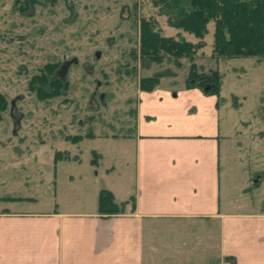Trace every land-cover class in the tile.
Returning a JSON list of instances; mask_svg holds the SVG:
<instances>
[{
    "label": "rangeland",
    "instance_id": "374dc122",
    "mask_svg": "<svg viewBox=\"0 0 264 264\" xmlns=\"http://www.w3.org/2000/svg\"><path fill=\"white\" fill-rule=\"evenodd\" d=\"M15 1L0 0V92L10 102L0 122V198L10 193L22 199L0 200V208H88L96 188L111 187L120 197L123 188L134 184L135 140L106 135L123 138L126 130L134 129L129 111L136 107L140 78L162 73L157 88L181 101L191 65L184 59L142 68L140 61L128 59L125 53L139 47L138 29H132L129 16L137 7L139 18L159 19L165 36L179 31L168 27L148 0H42L44 5L29 17L14 9ZM208 28L195 64L199 73L218 71L221 76L220 94L212 95L221 122L228 131L237 127L247 130L244 135L258 136L264 131V58L216 59L214 25ZM181 35L198 42L189 33ZM73 58L78 64L62 79L73 90L39 102L29 87L32 77L48 63ZM127 64L135 67L136 76L126 73ZM93 92L106 100L93 102ZM248 122L252 128L241 125ZM75 136L83 138L74 141Z\"/></svg>",
    "mask_w": 264,
    "mask_h": 264
},
{
    "label": "crops",
    "instance_id": "0c3cea01",
    "mask_svg": "<svg viewBox=\"0 0 264 264\" xmlns=\"http://www.w3.org/2000/svg\"><path fill=\"white\" fill-rule=\"evenodd\" d=\"M212 95L140 91L134 184L106 188L123 213L99 212L101 188L88 208L2 207L0 264H264V131H228Z\"/></svg>",
    "mask_w": 264,
    "mask_h": 264
},
{
    "label": "trees",
    "instance_id": "16d2710c",
    "mask_svg": "<svg viewBox=\"0 0 264 264\" xmlns=\"http://www.w3.org/2000/svg\"><path fill=\"white\" fill-rule=\"evenodd\" d=\"M148 1L157 10V16L164 17L168 27L179 32L176 36H165L159 19L155 15H143L139 18L136 7L129 19L133 23L132 29L135 31L138 29L139 47L138 49L132 47L125 54L128 59L140 61L142 68L162 65L165 61L179 64L181 60L187 59L191 65L186 87H197L207 94L218 95L222 82L218 71H213L211 74L199 73L195 64L199 51L205 47L204 39L210 31L209 24L214 25L213 55L216 59L264 58V0ZM40 5H44L42 0H17L14 2V9L20 15L29 17L35 15L36 9ZM137 18L140 21L138 23ZM181 32L193 35L198 39V42L188 41L181 35ZM127 63L131 64L130 61ZM61 64L60 62L48 63L40 70L41 73L32 77L29 82V87L30 85L32 88L34 87V94L39 102L60 97L66 89H71L68 79L64 82L54 75ZM129 64L126 65V73L136 76L135 67L130 68ZM75 65L77 64L73 63L71 67H76ZM161 75L163 74L157 72L140 78V91L155 90L159 86ZM108 78L109 76H106L105 79L108 80ZM106 83L110 85L109 82ZM206 87H210V89L206 90ZM9 103L6 95L0 92V122L3 120ZM104 103L106 104L105 101ZM132 113L135 119L136 107L131 110V113L129 111L130 115ZM132 136H134V129L126 130L122 135L123 138ZM82 138L83 136H75L73 139L80 141ZM60 156L58 154V157ZM99 212L112 215L123 213V210L114 202L110 191L102 190L99 196Z\"/></svg>",
    "mask_w": 264,
    "mask_h": 264
},
{
    "label": "water",
    "instance_id": "95a60500",
    "mask_svg": "<svg viewBox=\"0 0 264 264\" xmlns=\"http://www.w3.org/2000/svg\"><path fill=\"white\" fill-rule=\"evenodd\" d=\"M101 56V52H97L96 54V58H100ZM78 64V59L77 58H73L71 60H65L60 68V70H58L57 75L59 76V78L61 79H65V77L67 76V73L69 71V68L71 67L72 64ZM206 89H209V87H207Z\"/></svg>",
    "mask_w": 264,
    "mask_h": 264
},
{
    "label": "flooded vegetation",
    "instance_id": "af4514ba",
    "mask_svg": "<svg viewBox=\"0 0 264 264\" xmlns=\"http://www.w3.org/2000/svg\"><path fill=\"white\" fill-rule=\"evenodd\" d=\"M104 94H101L99 97H98V93L97 92H93V94H92V100H93V102L94 101H96V100H99V101H103L104 100ZM14 103H13V105H12V109H11V116H14V114H13V109H14ZM15 122H17L18 124L19 123H21V120H19V118L15 121Z\"/></svg>",
    "mask_w": 264,
    "mask_h": 264
}]
</instances>
